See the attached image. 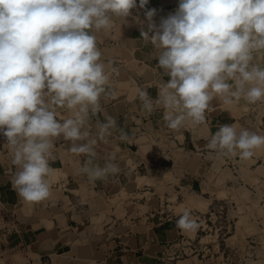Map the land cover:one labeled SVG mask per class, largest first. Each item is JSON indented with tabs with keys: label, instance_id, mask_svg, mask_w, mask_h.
<instances>
[{
	"label": "clouds",
	"instance_id": "clouds-1",
	"mask_svg": "<svg viewBox=\"0 0 264 264\" xmlns=\"http://www.w3.org/2000/svg\"><path fill=\"white\" fill-rule=\"evenodd\" d=\"M147 3L139 0L141 8ZM136 6V0H0V133L16 167L13 190L25 202L52 196L54 141H70L72 154L95 157L97 142L106 143L116 128L105 114L95 138L78 143L88 137L91 117L101 113L110 82L96 33L110 31L116 18L125 22ZM155 14L145 13L148 30L142 28L141 37L170 79L159 84L155 99L137 89L148 114L161 106L165 126L175 131L186 121L205 125L213 100L226 106L264 102V67L254 63L264 54V0H179L159 27ZM58 108L69 115L58 119ZM205 147L210 155L249 160L264 149V135L224 124ZM89 165L80 171L92 182L120 172L111 160ZM176 226L195 232L200 225L184 209Z\"/></svg>",
	"mask_w": 264,
	"mask_h": 264
},
{
	"label": "crops",
	"instance_id": "crops-1",
	"mask_svg": "<svg viewBox=\"0 0 264 264\" xmlns=\"http://www.w3.org/2000/svg\"><path fill=\"white\" fill-rule=\"evenodd\" d=\"M136 2L125 22L116 18L110 31L96 33L101 62L111 73L110 82L101 98V113L91 117L85 127L89 135L78 143L95 138L105 114L114 117L117 126L106 143L97 142L95 157L72 154L68 151L70 141H54L55 160L50 166L58 171L50 176L52 196L28 204L13 190L16 167L5 146L6 137L0 133V203L18 217L22 240L11 236L9 243L23 245L26 259L15 264L30 259L39 264L42 258L48 264H200L194 256L186 262L174 258L176 241L183 234L176 222L183 212L167 208L170 190L181 199L182 189L205 186L199 174L202 158L198 149L206 148L220 125L237 122L241 114L213 100L214 111L207 113V135L199 136L198 126L191 122L175 131L168 129L161 106L155 105L151 114L143 109L137 89H146L155 99L159 84L170 79L157 68L153 46L141 37V29L148 30L145 13L155 9L153 22L159 27L162 18L176 11L179 0H148L143 8L139 0ZM257 63L264 67V54L257 55ZM259 105L264 109L263 102ZM57 112L58 119L69 115L65 109L58 108ZM121 129L127 134L124 140L120 139ZM88 160L89 166L100 167L111 160L119 165L120 172L92 182L80 171ZM129 170L146 174L150 170L153 179L138 186L128 177ZM169 172L177 181L163 179Z\"/></svg>",
	"mask_w": 264,
	"mask_h": 264
},
{
	"label": "rangeland",
	"instance_id": "rangeland-1",
	"mask_svg": "<svg viewBox=\"0 0 264 264\" xmlns=\"http://www.w3.org/2000/svg\"><path fill=\"white\" fill-rule=\"evenodd\" d=\"M254 63H257V57ZM259 104L261 102L249 105L245 101L241 107L225 108L236 109L241 114L233 123L238 130L244 128L264 135V109ZM197 131L199 136H206L208 128L206 124L200 125ZM198 153L202 158L199 174L206 181L205 186H197V190L192 191L182 189L181 199H177L178 193L170 190L171 198H168V209L173 208L175 213L190 209L200 225L195 232L181 230L184 239L181 235L176 241L174 248L178 249L174 258L186 262L194 256L200 264H264V149L258 150L249 160H241L239 156L210 155L204 147L199 148ZM127 173L138 186L153 179L150 170L147 174L141 170ZM163 179L177 181L170 172ZM114 198H111L112 203ZM194 199L202 200L204 204H198ZM0 257L3 258L1 264L26 261L24 253L17 249L4 252Z\"/></svg>",
	"mask_w": 264,
	"mask_h": 264
},
{
	"label": "built area",
	"instance_id": "built-area-1",
	"mask_svg": "<svg viewBox=\"0 0 264 264\" xmlns=\"http://www.w3.org/2000/svg\"><path fill=\"white\" fill-rule=\"evenodd\" d=\"M181 235V239H184L183 234ZM11 236L16 237L19 242H21L20 222L14 210L8 209L0 203V256L4 252H10L16 249L21 252L23 251L24 246L21 244V246H19L17 242L14 245H10L9 239ZM0 259L3 258L0 257ZM25 264H33V260L30 259V261ZM39 264H48V260L46 258H42L39 261Z\"/></svg>",
	"mask_w": 264,
	"mask_h": 264
},
{
	"label": "bare ground",
	"instance_id": "bare-ground-1",
	"mask_svg": "<svg viewBox=\"0 0 264 264\" xmlns=\"http://www.w3.org/2000/svg\"><path fill=\"white\" fill-rule=\"evenodd\" d=\"M119 197V196H118ZM194 200H196V202L198 203V204H204V202L202 201V200H199V199H194ZM202 202V203H201ZM182 205H183V203H182ZM177 206L179 207L180 205H178L177 204ZM176 207V206H175ZM177 209V208H176Z\"/></svg>",
	"mask_w": 264,
	"mask_h": 264
}]
</instances>
